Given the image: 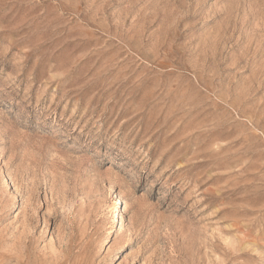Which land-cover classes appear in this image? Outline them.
I'll return each instance as SVG.
<instances>
[{"label": "rangeland", "instance_id": "obj_1", "mask_svg": "<svg viewBox=\"0 0 264 264\" xmlns=\"http://www.w3.org/2000/svg\"><path fill=\"white\" fill-rule=\"evenodd\" d=\"M0 264H264V0H0Z\"/></svg>", "mask_w": 264, "mask_h": 264}, {"label": "bare ground", "instance_id": "obj_2", "mask_svg": "<svg viewBox=\"0 0 264 264\" xmlns=\"http://www.w3.org/2000/svg\"><path fill=\"white\" fill-rule=\"evenodd\" d=\"M119 199V205H118V217L121 215H123L124 214V212L126 211V207H125V201L123 200V198L122 197H119L118 198ZM120 229V228H119Z\"/></svg>", "mask_w": 264, "mask_h": 264}]
</instances>
